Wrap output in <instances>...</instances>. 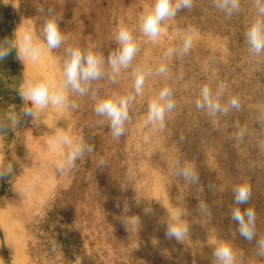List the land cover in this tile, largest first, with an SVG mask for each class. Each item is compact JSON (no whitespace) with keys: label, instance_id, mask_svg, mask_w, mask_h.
I'll return each instance as SVG.
<instances>
[{"label":"rangeland","instance_id":"obj_1","mask_svg":"<svg viewBox=\"0 0 264 264\" xmlns=\"http://www.w3.org/2000/svg\"><path fill=\"white\" fill-rule=\"evenodd\" d=\"M154 2L0 0L15 28H32L42 43L43 18L54 9L63 17L64 36L59 48L49 51L45 44L39 61L25 62L20 76L9 73L17 92L0 96V121L8 125L10 106L20 120L0 133V167L14 168L0 179V264H214L220 242L233 246L237 264H264L255 240L239 236L229 212L231 185L245 177L252 199L241 207L255 209L264 238V54L252 55L244 36L256 15L254 4L242 0L241 11L226 17L211 0H194L191 9L165 20L152 41L140 32V17ZM121 23L132 31L138 51L113 78L107 56L118 46ZM186 37L192 46L181 54ZM77 46L105 57V75L92 82L95 99L92 92L70 93L77 108L38 111V125L33 124L23 115L20 85L41 78L62 82L66 49ZM169 49L175 51L165 55ZM161 64L167 72L158 75ZM7 66L6 59L0 61V79ZM137 67L151 70L140 95L134 90ZM219 83L226 89L224 101L235 97L240 107L210 118L195 101L202 86L215 91ZM164 87L172 89L175 108L160 128L145 120L149 102ZM112 93L136 95L119 139L112 137L110 121L94 112L96 100ZM237 124L242 140H234ZM59 131L94 149L62 174L56 164L65 149L50 152L47 143ZM101 159L105 167H97ZM177 159L196 170L197 183L175 175ZM177 213L189 228L180 242L165 236Z\"/></svg>","mask_w":264,"mask_h":264},{"label":"clouds","instance_id":"obj_2","mask_svg":"<svg viewBox=\"0 0 264 264\" xmlns=\"http://www.w3.org/2000/svg\"><path fill=\"white\" fill-rule=\"evenodd\" d=\"M213 7L223 13L226 17H232L241 11L242 0H211ZM256 15L249 22L244 33L245 42L252 55L260 56L264 54V0H252ZM194 0H155L154 5L145 10L140 17V32L155 41L161 34L162 24L165 20L173 18L182 9H191ZM43 12V9H41ZM63 19L54 9L49 8L47 15L42 21L43 43L32 28L20 29L13 32L11 38L0 40V61L8 57L13 50L16 53V60L22 65L25 62H37L40 60L46 44L49 51L57 49L64 41L61 32L60 22ZM115 41L118 45L115 51H111L107 56V64L111 69L113 78L122 69H127L135 57L138 47L132 31L123 23L118 26ZM192 46L190 37H186L183 42V52L187 54ZM175 50L169 49L165 55L173 54ZM105 57L93 51L81 47H69L66 49V58L63 62V80L59 84H54L45 78L24 81L18 90L20 99L24 102L22 106L23 115L32 118L33 124L38 125L37 112H43L50 107L72 109L77 108L75 103H70L69 94L75 93L80 96L92 92L95 99L96 93L92 91V82L101 79L104 73ZM158 75L167 72V67L163 64L156 70ZM151 74L150 69L137 67L134 70V90L136 95L142 93L145 79ZM114 82V80H113ZM225 86L217 84L215 91L208 86H202L199 98L195 101L198 110L204 111L210 118L227 116L233 109L240 107L239 100L235 97L224 101ZM136 95H118L112 93L110 96L96 100L94 112L98 116L106 117L110 121V130L114 139H119L125 131V123L130 120L129 110L135 103ZM224 101V102H222ZM7 114L8 125L0 121V133L6 130L7 126L16 125L20 122L14 110ZM175 108L173 91L169 87L162 88L159 93L149 102L147 109L146 124H158L160 128L165 125L166 114ZM237 135L234 140L243 139V131L237 124ZM213 127H218V121L213 122ZM185 136L180 135L179 140L183 142ZM48 149L55 152L58 148H64L63 158L57 161L56 170L63 173L67 169L74 167L75 162L80 159L85 152H93V147L84 143L83 139H75L66 132L59 131L48 139ZM97 167H105V162L101 159ZM175 175L183 177L185 181L197 183L199 176L195 169L181 163L177 159L174 163ZM13 165L0 167V179L12 175ZM30 186V185H29ZM233 206L229 209L232 221L237 225L236 232L240 237L251 243L255 240L257 256L264 259V238H261L257 230V214L253 207H241L249 205L252 199V186L245 177H239L238 181L231 185ZM24 190L20 196L23 197ZM201 211H207V206L200 205ZM129 223L133 226L137 221L132 218ZM188 225L177 213L172 218V222L167 225L165 236L175 239L177 242L183 240L188 235ZM214 264H237V257L234 248L230 243L220 242L213 251Z\"/></svg>","mask_w":264,"mask_h":264},{"label":"trees","instance_id":"obj_3","mask_svg":"<svg viewBox=\"0 0 264 264\" xmlns=\"http://www.w3.org/2000/svg\"><path fill=\"white\" fill-rule=\"evenodd\" d=\"M0 26L2 28L0 34V40H3L6 37L11 38L16 28L12 23L8 9H6L1 3H0ZM15 57H16V53L15 50H13L12 53L5 58L8 64V66L6 67L7 74L5 78L0 79V96H7L17 92V88H18L17 82L10 81L8 76L9 73L13 74L14 76L15 75L20 76L22 74L23 66L19 61L16 60Z\"/></svg>","mask_w":264,"mask_h":264}]
</instances>
